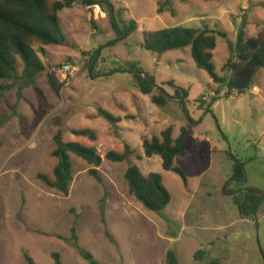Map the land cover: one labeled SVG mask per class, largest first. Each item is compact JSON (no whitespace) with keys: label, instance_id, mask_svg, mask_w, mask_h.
Listing matches in <instances>:
<instances>
[{"label":"rangeland","instance_id":"obj_1","mask_svg":"<svg viewBox=\"0 0 264 264\" xmlns=\"http://www.w3.org/2000/svg\"><path fill=\"white\" fill-rule=\"evenodd\" d=\"M96 1L106 11L97 19L80 2L63 9L66 42L45 46L47 53L40 57L47 70L26 78L25 64L16 56L18 77L7 82L10 87L0 97V264H29L27 255L37 264H55V252L63 264H90L84 257L89 252L99 264H167L170 251L178 254L179 264H212L216 247L225 244L235 248L233 264H264V203L257 219L240 220L224 191L239 160L246 162L247 186L264 190V146L256 143L264 139V100L251 90L240 98L229 96L226 86L216 94L220 85L197 67L191 46L164 53L144 47L147 32L165 27L214 30L213 62L216 73L224 75L238 33L264 32V0H173L162 13L161 0ZM130 20L138 29L118 40ZM92 62L97 76L91 75ZM67 65L71 75L63 72ZM137 74L155 79L151 94L159 87L170 96L182 90L180 100L153 103ZM254 85L264 97V68ZM170 125L174 137L187 129L188 152L175 159L186 180L165 170L159 155L137 156L144 155L145 136L159 135ZM84 128L94 130L96 140L73 133ZM59 129L65 142L95 146L104 158L99 180L89 172L92 165L71 153L74 181L68 197L39 177L54 178ZM127 145L137 154L123 162L105 157L111 150L123 153ZM130 165L146 175L162 174L172 195L165 210L152 211L130 193L125 178ZM228 189L239 186L231 181ZM74 226L78 245L68 240ZM209 238H217L216 244L209 245ZM200 249L212 257L205 254L197 262Z\"/></svg>","mask_w":264,"mask_h":264},{"label":"trees","instance_id":"obj_2","mask_svg":"<svg viewBox=\"0 0 264 264\" xmlns=\"http://www.w3.org/2000/svg\"><path fill=\"white\" fill-rule=\"evenodd\" d=\"M173 0H161L159 12H164L165 7L171 5ZM188 2L190 0H177ZM78 2L84 5L98 4L96 0H0V97L9 89L8 81L18 77L16 66V56H19L24 64V77L33 79L45 69V64L40 54H46L45 46L63 45L66 36L62 30L60 12L65 8H73ZM112 24L116 25L115 12L111 10ZM138 29V23L130 20L125 26L122 40ZM39 46L36 47V44ZM116 42H113L115 44ZM191 46L192 56L196 65L200 69L206 70L213 81L220 86L216 94L220 93L222 86L228 89V95L235 93L244 94L252 90L255 85V78L260 69L264 68V32L257 36L247 37L246 32L241 30L238 33V42L235 51L222 67L224 75L216 73L213 62V51L218 46L216 31L208 28H192L184 26L165 27L145 34L144 47L150 51L164 53ZM95 59V57H94ZM93 59V62H94ZM91 66V75L94 74L95 67ZM117 72V71H114ZM145 93L151 94L156 82L149 74L136 75ZM158 94H151L153 103L164 105L167 99L174 98L180 100V91L176 96L165 95L164 89L159 87ZM184 97L188 92L184 91ZM184 102V101H183ZM102 114L112 121H119L111 113L101 110ZM76 135L89 136L96 140L97 135L94 130L84 128L73 130ZM64 131L59 129L54 137L56 147L53 156L57 158L54 167V178L49 179L46 175L39 177L52 189L69 196L71 186L74 181V168L71 160V153L81 157L88 164L92 165L90 174L101 180L98 168L102 165L104 158L98 153L97 148L92 145H84L78 141L65 142ZM174 125L168 126L159 135L143 138L144 156L151 158L159 155L162 158L163 168L180 174L185 180L186 175L181 167L175 165V158L184 155L188 151L186 139L187 129L182 127L181 133L174 138ZM137 154L136 150L127 145L123 153L111 150L105 157L113 162H123L131 155ZM142 159V155H137ZM246 162L239 160L235 164L234 173L230 181L225 186V193L230 194L239 212V218L255 220L261 206L264 203V190L257 187L247 186L245 172ZM130 193L137 198L146 208L162 212L167 208L172 200V195L163 182L161 173L151 172L145 175L138 165H130L125 173ZM236 182L238 190L228 189L230 182ZM72 237L68 240H78L77 229L74 226L71 230ZM204 250H199L194 257L197 262L203 261ZM55 264H63L59 253H53ZM29 264H37L35 260L27 255ZM84 257L90 264H99L92 253H85ZM167 264H179L177 254L173 251L168 253Z\"/></svg>","mask_w":264,"mask_h":264},{"label":"crops","instance_id":"obj_3","mask_svg":"<svg viewBox=\"0 0 264 264\" xmlns=\"http://www.w3.org/2000/svg\"><path fill=\"white\" fill-rule=\"evenodd\" d=\"M251 92L253 93V94H255V95H257V96H260V98H261V100H264L263 98V95H260L259 94V89H258V87L257 86H255L252 90H251ZM242 94H238V93H235L234 95H231V96H233V97H235V98H240V96H241ZM174 138H177V137H174ZM264 139H260V140H258L256 143H258V145H260V146H264V141H263ZM249 142V141H248ZM186 143H187V139H186ZM252 144V143H251ZM188 147V146H187ZM188 152V151H187ZM186 152V153H187ZM185 153V154H186ZM184 154V155H185ZM180 156V155H179ZM145 156L143 155V158H144ZM178 157V156H177ZM176 157V158H177ZM142 158V159H143ZM175 158V159H176ZM146 175V174H145ZM163 177V176H162ZM164 182V181H163ZM248 183V182H247ZM248 185V184H247ZM239 220V219H238ZM240 220H244V221H250V219H241L240 218ZM230 225H227V226H224V227H221L219 230L221 231V230H225V229H227L228 227H229ZM230 228V227H229ZM215 239H217V238H209L207 241V243L210 245V244H216V242H215ZM202 245H204V244H202ZM200 250H202V249H200ZM205 252V254H207L209 257H212V255H211V252L210 251H204ZM204 254V255H205ZM214 254H215V256H214V259L211 261L212 262V264H233V262H234V260H235V258H237V255H236V252H235V248L233 247V246H230V245H220V246H218V247H216V249H215V252H214ZM177 257H178V254H177ZM178 260H179V257H178ZM254 264H259V262H257V261H255L254 262Z\"/></svg>","mask_w":264,"mask_h":264},{"label":"built area","instance_id":"obj_4","mask_svg":"<svg viewBox=\"0 0 264 264\" xmlns=\"http://www.w3.org/2000/svg\"><path fill=\"white\" fill-rule=\"evenodd\" d=\"M87 10L90 12L91 18H94V19H97L100 16L105 15L104 13L106 12L105 10L101 9L99 4L88 5L87 6ZM63 72L66 75H71L73 71H72L71 66L67 65V66L64 67ZM65 80H66L65 81V85H69L70 84V80H69L68 76L65 77Z\"/></svg>","mask_w":264,"mask_h":264},{"label":"water","instance_id":"obj_5","mask_svg":"<svg viewBox=\"0 0 264 264\" xmlns=\"http://www.w3.org/2000/svg\"><path fill=\"white\" fill-rule=\"evenodd\" d=\"M99 54H100V51L98 52V55H99ZM98 55H97V56H98ZM46 70H47V69H45L44 71H46ZM255 219H257V215L255 216Z\"/></svg>","mask_w":264,"mask_h":264}]
</instances>
